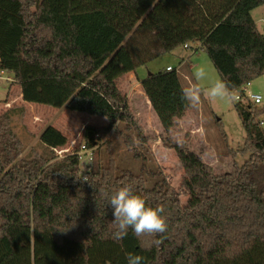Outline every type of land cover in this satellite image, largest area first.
<instances>
[{
	"label": "trees",
	"instance_id": "trees-1",
	"mask_svg": "<svg viewBox=\"0 0 264 264\" xmlns=\"http://www.w3.org/2000/svg\"><path fill=\"white\" fill-rule=\"evenodd\" d=\"M261 6L264 0H0V73L13 75L21 100L105 122L82 130L78 151L92 157L81 177L77 164L41 142L25 153L31 139L13 127L24 108L0 114V264H127L130 252L143 264H264V109L235 106L249 157L219 174L170 137L191 109L176 73L141 81L164 147L183 168L175 191L138 152L145 141L122 91L126 75L188 45L242 93L264 75V36L251 16ZM218 133L226 140L221 126ZM111 143L136 151L137 172L105 165ZM128 182L147 205L165 207V233L137 238L129 230L113 239L105 192Z\"/></svg>",
	"mask_w": 264,
	"mask_h": 264
},
{
	"label": "rangeland",
	"instance_id": "rangeland-1",
	"mask_svg": "<svg viewBox=\"0 0 264 264\" xmlns=\"http://www.w3.org/2000/svg\"><path fill=\"white\" fill-rule=\"evenodd\" d=\"M251 16L258 31L264 36V6L252 11ZM181 65L188 67V72L180 75L183 89L194 82L195 73L199 69H203L205 73L204 80L200 82L204 89L209 88L217 79H220L203 50L194 52V50L183 48H178L137 69L135 76L141 83L149 75L165 71L167 66L179 69ZM249 84V91L264 99V75L253 79ZM137 87L140 89V85ZM134 95L137 96L136 91H134ZM237 104L235 98L231 102L211 100L205 92L201 97V103L195 108L191 107L177 122L170 137L174 141H185L205 163L213 167L215 172L219 174L233 172L237 167H241L249 157L248 154L242 153L245 134L235 110ZM18 106L24 108L25 114L22 119L14 120L13 127L14 132L20 136L22 135L21 130L27 131V137L31 139V141H27L29 147L25 153L31 152V148L41 142L48 145L60 158L68 157L70 161L77 164L81 177H85V174L91 171L92 156L89 157L83 150L78 151L80 138L86 125L104 126L103 120L77 113H67L64 109L52 110L24 104L13 75L3 73L2 76L0 75V114ZM137 107L138 109L131 113L141 129L145 141L143 147L138 148V152L144 157L147 165L160 170L163 177L176 191L184 177L183 168L176 154L164 147L161 139V127L155 114L147 107L145 108L142 102H139ZM259 109L262 110L264 107H259ZM259 120L263 122L262 128L264 129V115ZM219 126L223 128L226 135L224 141L218 133ZM111 136L112 133L100 137L99 143L111 140ZM110 148L112 153L110 161L105 164L106 166H109L112 160L115 163L120 162L121 167H128L133 172L138 171L140 159L136 158L139 159V162H136L137 165L133 164L134 160L132 159L136 151L128 152L115 143H111ZM180 202L182 203V201Z\"/></svg>",
	"mask_w": 264,
	"mask_h": 264
},
{
	"label": "clouds",
	"instance_id": "clouds-1",
	"mask_svg": "<svg viewBox=\"0 0 264 264\" xmlns=\"http://www.w3.org/2000/svg\"><path fill=\"white\" fill-rule=\"evenodd\" d=\"M205 73L199 69L194 76V82L182 90V99L191 107L195 108L201 103L202 95L207 94L211 100H224L231 102L235 97L230 87V82L222 78L217 79L209 88L204 89L201 81L204 80ZM108 205L112 208L115 231L113 239L121 241L129 234V230L137 238L144 236H157L163 234L168 229L165 207L157 205L155 207L146 204V195L134 190L131 182L122 183L120 187L111 191ZM154 244H159L160 240H154ZM127 264H143L145 258L135 253H128Z\"/></svg>",
	"mask_w": 264,
	"mask_h": 264
},
{
	"label": "built area",
	"instance_id": "built-area-1",
	"mask_svg": "<svg viewBox=\"0 0 264 264\" xmlns=\"http://www.w3.org/2000/svg\"><path fill=\"white\" fill-rule=\"evenodd\" d=\"M185 50H190V46L186 45L184 47ZM166 72H172L174 71L176 73V75L178 76V78L180 79V75H183L185 73L188 72V67L186 65H181L179 67V69H173L171 67H167L165 69ZM0 75H3V72L0 73ZM127 80L129 82V85H131L133 88L137 87L139 84V82L132 76V73L127 75ZM9 81V80H8ZM249 87L250 84H246L243 88H242V93H238V92H233V95L235 97V101L238 103L244 102V103H251L253 104L255 107H264V99L261 96L258 95H254L249 91ZM259 124L262 127L263 122L261 120H259ZM82 150L84 151L85 154H87L89 157L92 156V151L91 150H86L85 148H82Z\"/></svg>",
	"mask_w": 264,
	"mask_h": 264
},
{
	"label": "crops",
	"instance_id": "crops-1",
	"mask_svg": "<svg viewBox=\"0 0 264 264\" xmlns=\"http://www.w3.org/2000/svg\"><path fill=\"white\" fill-rule=\"evenodd\" d=\"M262 7V6H261ZM260 8V7H259ZM254 11V10H253ZM167 67H170V66H167ZM166 67V68H167ZM136 72H132V76L136 79ZM137 80V79H136ZM138 81V80H137ZM139 82V81H138ZM125 83H127V85H125ZM140 83V82H139ZM138 87H135V88H133L131 85H129V82H128V80H127V75H126V77H125V79L123 80V85H122V91H123V93L124 94H126V96H127V101H128V105H129V107L131 108V110L132 111H134L135 109H138V107H137V104L139 103V102H142V103H144V107L146 108H148L149 110H151L152 111V109H151V106H150V104H149V102H148V100H147V98L145 97V95H144V93H143V91H142V89H141V86H140V89H138ZM134 91H136V95L137 96H135L134 95ZM138 93V94H137ZM139 99V100H138ZM144 99V100H143ZM25 104V103H24ZM18 107H21V106H18ZM23 108V107H22ZM61 110V109H60ZM6 111H8V109L6 110ZM153 112V111H152ZM44 144V143H43ZM46 145V144H45ZM46 146H48V145H46ZM49 147V146H48ZM50 148V147H49ZM81 154V153H80Z\"/></svg>",
	"mask_w": 264,
	"mask_h": 264
}]
</instances>
